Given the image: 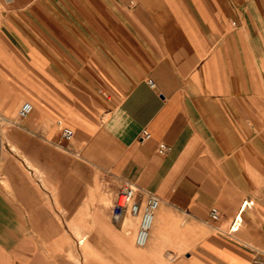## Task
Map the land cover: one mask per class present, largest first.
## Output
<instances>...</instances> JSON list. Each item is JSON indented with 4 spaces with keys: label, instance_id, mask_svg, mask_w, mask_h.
<instances>
[{
    "label": "crops",
    "instance_id": "0c3cea01",
    "mask_svg": "<svg viewBox=\"0 0 264 264\" xmlns=\"http://www.w3.org/2000/svg\"><path fill=\"white\" fill-rule=\"evenodd\" d=\"M127 181L161 198L144 245L140 215H114ZM256 247L264 0H0V264H252Z\"/></svg>",
    "mask_w": 264,
    "mask_h": 264
},
{
    "label": "built area",
    "instance_id": "2783aa9c",
    "mask_svg": "<svg viewBox=\"0 0 264 264\" xmlns=\"http://www.w3.org/2000/svg\"><path fill=\"white\" fill-rule=\"evenodd\" d=\"M9 1V0H6ZM33 109V104L31 101H25L20 107L19 113L22 116L28 115ZM74 133L72 127L65 126L63 128V134L67 138H71ZM150 135L149 131L144 129L142 133V138L148 137ZM170 149V145L163 142L160 144L159 150L163 153ZM137 187L132 183L127 181L119 195L118 201L115 206L114 215L119 217L123 208L130 206L131 211L135 214L140 215L139 228L136 234V241L140 245L147 243L150 229L154 222L155 212L161 203L160 196L155 192H147L145 194L144 201H139L136 198ZM210 216L212 218H219L221 216V211L217 206H212L210 209ZM252 264H264V249L255 248V253L252 258Z\"/></svg>",
    "mask_w": 264,
    "mask_h": 264
}]
</instances>
